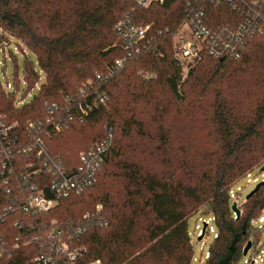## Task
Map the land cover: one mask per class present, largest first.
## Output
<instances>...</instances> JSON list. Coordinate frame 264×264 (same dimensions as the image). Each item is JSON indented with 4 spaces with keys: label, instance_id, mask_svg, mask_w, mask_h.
Returning a JSON list of instances; mask_svg holds the SVG:
<instances>
[{
    "label": "trees",
    "instance_id": "1",
    "mask_svg": "<svg viewBox=\"0 0 264 264\" xmlns=\"http://www.w3.org/2000/svg\"><path fill=\"white\" fill-rule=\"evenodd\" d=\"M186 2L144 7L137 0H0V42L18 38L46 74L38 94L25 103L0 81V114L19 123L15 135L21 138L28 136V122L48 113L46 104L74 107L66 103L69 96L77 97L87 79L114 69L126 51L116 27L121 20L150 25L137 44L141 52L111 77L96 79L106 102L44 136L49 153L72 168L81 151L112 129L96 183L48 211L27 213L24 182L13 177L7 192L0 177V213L7 209L0 218L6 242L0 264H33L42 247L31 238L40 227L61 228L68 239L80 222L85 233L69 240L84 248L80 263L193 264L188 219L203 207L217 227L204 264H239L252 235V248L257 245L263 231L252 223L264 211V186L240 204L238 218L229 192L264 165V35H254L237 58L214 57L204 48L199 58L184 61L175 35L187 19ZM205 9L212 28L242 19L226 4L206 1ZM24 78L28 86L40 79L28 58ZM185 129L188 141L181 140Z\"/></svg>",
    "mask_w": 264,
    "mask_h": 264
},
{
    "label": "built area",
    "instance_id": "2",
    "mask_svg": "<svg viewBox=\"0 0 264 264\" xmlns=\"http://www.w3.org/2000/svg\"><path fill=\"white\" fill-rule=\"evenodd\" d=\"M163 1L137 0V3L148 7L153 2L162 3ZM206 1L215 7L223 4L229 5L242 15V19L234 26L212 28L206 20ZM186 11L187 19L175 35L180 57L184 61L199 58L204 48L214 57L237 58L254 35H264V0H187ZM116 27L125 41V54L116 60L114 69L108 75L98 74L95 79H87L77 97L67 98V105L74 104V107H62L61 109L56 105L50 107L46 104L48 113L36 121L27 123L28 136L24 138L15 135L19 123L9 122L5 115L0 114V177L3 178L7 192L11 190L9 186L13 177H18L24 182L28 193L22 203V209L27 213L48 211L56 207L60 199L74 193L80 194L97 181L98 173L106 162L113 143L112 129L102 140L93 144L89 149L81 151L79 165L72 168L65 166L59 155L54 156L49 153L44 136L66 129L71 122L77 118L84 119L100 104L105 103L108 95L98 93L96 79L104 81V77H111L114 70L122 69L129 59L141 52L137 44L146 37L150 25H135L127 18L121 20ZM10 42L9 40L2 44L4 51ZM9 88L10 84L7 83L5 89L9 90ZM60 110L62 113H59ZM263 166L256 167L261 177L252 178L251 173L254 170L252 169L241 178L247 177L249 183L263 181ZM49 176L52 180L48 179ZM235 184L230 189L229 195L231 202L236 201L239 206L243 188H239L236 192ZM100 209L101 207L98 206V210ZM6 214L7 209L0 213V218L4 220ZM85 220H88V215L85 216ZM99 222L105 223V219L99 216ZM262 223H264L263 214L254 220L252 225ZM258 228L264 232V225ZM86 229V223L80 222L69 233L68 239H64L62 238L64 232L61 228L49 230L40 227L31 238L33 241H38L42 247V252L35 258L33 264H100L99 261L80 263L84 248L72 247L70 244L69 240L81 236ZM210 229L212 230V227ZM5 249L6 242L0 236V255ZM259 261L260 264H264V247ZM256 263L258 259H247L244 262V264Z\"/></svg>",
    "mask_w": 264,
    "mask_h": 264
},
{
    "label": "rangeland",
    "instance_id": "3",
    "mask_svg": "<svg viewBox=\"0 0 264 264\" xmlns=\"http://www.w3.org/2000/svg\"><path fill=\"white\" fill-rule=\"evenodd\" d=\"M0 31V36H1ZM9 40L11 41L9 46L5 48L2 46L3 42H0V81L4 87H7V83L10 84L9 91L14 92L17 100H22L24 103L32 100L39 91V87L46 80V74L39 65L37 56L29 49L24 43H22L18 38L10 36ZM35 66L36 71L40 74V79L36 84H31L28 86L24 78V69L26 59ZM188 70L187 67L184 68L183 77L186 76ZM187 131V132H186ZM190 137L192 133L189 132ZM177 136V135H175ZM188 129H185L184 137H181V140L188 141ZM180 139V138H178ZM252 178L259 176L261 174L258 168H255L252 171ZM262 179V178H260ZM258 182H248L247 177L241 178L234 186V190L237 192L239 188H243L242 194L239 199V203H243L247 195L256 187ZM240 208V205H239ZM264 215V211H263ZM204 222H207L206 234L202 239H198L200 233L203 229ZM264 225V223L254 227L258 228ZM188 226L190 235L193 241L194 247V260L193 264H204L207 252L210 249L211 244L214 242L217 227L214 221L212 213L208 210V207H203L199 211L192 214L188 219ZM212 227V230L210 229ZM256 239L252 235L251 240ZM258 243L246 255H243L240 263L244 264L247 259H258L262 255L263 245H264V232L258 236Z\"/></svg>",
    "mask_w": 264,
    "mask_h": 264
},
{
    "label": "water",
    "instance_id": "4",
    "mask_svg": "<svg viewBox=\"0 0 264 264\" xmlns=\"http://www.w3.org/2000/svg\"><path fill=\"white\" fill-rule=\"evenodd\" d=\"M262 169H264V166L262 167ZM262 186H264V180L263 181H260V182H258L257 183V185H256V187L247 195V197H246V199H249L251 196H253L256 192H258V190L262 187ZM231 208H232V210H233V212L236 214V218H238L239 216H240V213H241V209L239 208V206L237 205V202L236 201H234L233 203H232V206H231ZM207 225H208V223L207 222H204V224H203V229H202V231H201V233H200V236H199V240L200 239H202V237H203V234H204V232L206 231V229H207ZM252 248V240H249L248 242H247V244H246V246L244 247V249H243V255H246L248 252H249V250Z\"/></svg>",
    "mask_w": 264,
    "mask_h": 264
}]
</instances>
